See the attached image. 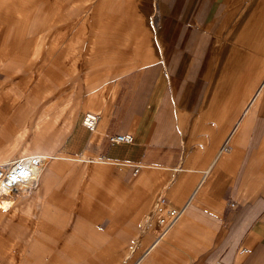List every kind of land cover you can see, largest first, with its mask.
Returning a JSON list of instances; mask_svg holds the SVG:
<instances>
[{
  "label": "crops",
  "instance_id": "crops-1",
  "mask_svg": "<svg viewBox=\"0 0 264 264\" xmlns=\"http://www.w3.org/2000/svg\"><path fill=\"white\" fill-rule=\"evenodd\" d=\"M262 1L249 14L254 0H155L160 19L154 59L124 72L108 97L97 90L98 112H91L99 118L97 135L89 132L64 145L63 155L89 158L91 178L83 194L73 188L70 176L79 175L72 174V165H57L75 160L44 151L39 138L19 152L0 148L2 164L27 155L48 163L36 176L35 204L21 206L23 222L41 203L39 236L23 264H98L120 255L130 242L149 246L157 236L138 227L160 195L166 208H183V218L137 264H264ZM145 16H136L137 23L145 25ZM228 33H240L241 39H219ZM69 37L63 57L69 54L65 62L73 66ZM234 71L241 73L239 88L227 77ZM7 110L0 109L6 127L27 113L24 107L12 115ZM110 135H129L132 142L112 144ZM97 159L98 166L90 163ZM63 175L68 178L58 180ZM3 203L0 198V208ZM73 217L74 223L67 222Z\"/></svg>",
  "mask_w": 264,
  "mask_h": 264
},
{
  "label": "rangeland",
  "instance_id": "rangeland-1",
  "mask_svg": "<svg viewBox=\"0 0 264 264\" xmlns=\"http://www.w3.org/2000/svg\"><path fill=\"white\" fill-rule=\"evenodd\" d=\"M256 2L257 0L250 2L252 7L249 14L255 12L253 5H256ZM155 3V0H0V109L7 108L6 113L9 115L23 107L27 110L21 121H14L8 124V127L3 124L2 119L0 120V148L9 149L14 146L19 152L34 139L39 138V144L44 151L49 149L48 151L54 155L75 160L74 162L61 160L57 165L64 168L65 165H72L74 170L72 174L79 175L70 176L73 188L83 194L91 178L90 172L87 176L89 158L63 155L64 145L76 143L91 133L82 126V117L86 112H98L94 108L99 98L96 95L97 90L101 96L108 97L120 82L119 78L124 72L136 70L140 65L150 63L154 59L156 47L159 48V39L156 38L154 27L160 19ZM132 15L134 17L146 15V26L137 23L139 17L130 18L132 20L128 24L127 19ZM231 20L233 24L236 23L235 17ZM255 21L256 19L250 16V22ZM99 32L100 39L97 35ZM69 35L72 36L74 46L73 59L70 60L73 66H70L68 61L65 62L69 54L63 57L62 46L70 39ZM218 35H223L219 38L221 40L241 39L240 33ZM54 43L61 47L51 49L50 45ZM97 44L100 45V49L96 48ZM80 45L84 50L79 49ZM82 52L85 55L81 62L79 57L83 55ZM83 67L88 71L83 70ZM240 74L239 71H234L232 75L230 72L227 75L228 78L234 77L233 84L236 88L242 83ZM263 79L264 32H262ZM258 86L248 97V104ZM82 109L84 111L80 115L79 110ZM7 119L8 123H11L8 116ZM5 130L7 134L2 136ZM95 135L97 130L93 132V136ZM29 157L33 156L27 155L25 158ZM90 163L98 166L100 162L97 159L90 160ZM94 169L95 166L93 171ZM82 171L85 175L80 176ZM57 178L64 181L68 177L63 175ZM36 195L37 192H34L19 197L14 205H11L10 200L2 199L4 203L0 208V264H23L29 245L38 238V222L41 216V208L38 205L41 203L32 206L33 209L29 213L31 215H25V222L19 219L21 213L23 214L22 203L30 204L33 201L35 204ZM161 198H163L161 195L157 197L143 219L144 224L138 227V232L151 234L153 232L157 238L153 242H147L149 245L147 247H140L139 240L136 246L130 242L120 255L114 258H100L98 264L102 262L137 264L150 245H154L167 235L162 233L165 224L161 225L159 220L163 217L169 222L171 218L165 216L169 208L163 207L161 213L157 211V202ZM92 204L97 205L95 202ZM177 210L183 213L184 209ZM75 220L76 217H73L67 222L74 223ZM146 222L149 223L145 224ZM96 226L100 231V223ZM70 230L67 229L69 234ZM61 242L62 240L55 241L56 245ZM159 247L160 245L157 247L158 250ZM91 252L92 249H89L86 262L89 260L91 262Z\"/></svg>",
  "mask_w": 264,
  "mask_h": 264
},
{
  "label": "built area",
  "instance_id": "built-area-1",
  "mask_svg": "<svg viewBox=\"0 0 264 264\" xmlns=\"http://www.w3.org/2000/svg\"><path fill=\"white\" fill-rule=\"evenodd\" d=\"M99 118L98 115L87 112L82 118L83 126L89 131H94L97 127ZM108 141L112 144H130L132 142V137L129 135L118 136L110 135L108 136ZM43 168L41 164V158L39 157H29L26 161H14L8 165H0V183L2 182L9 191V194H2L1 196L7 198L6 201H11V205H14L18 197V194L23 189V186H27L30 182L33 184L35 181L34 174ZM22 186V188H21ZM32 188V187H31ZM20 189V190H19ZM157 211L162 212V208L168 206L166 200L161 198L157 202ZM230 207H234L231 203ZM180 211L169 207V210L165 212L166 217H170V221L166 222L165 218L161 217L159 223L161 225L165 224L162 233H166L178 220L180 217Z\"/></svg>",
  "mask_w": 264,
  "mask_h": 264
},
{
  "label": "bare ground",
  "instance_id": "bare-ground-1",
  "mask_svg": "<svg viewBox=\"0 0 264 264\" xmlns=\"http://www.w3.org/2000/svg\"><path fill=\"white\" fill-rule=\"evenodd\" d=\"M82 126H83V124H82ZM84 127V126H83ZM97 127H98V124H97ZM97 127L95 128V130L94 131H89L88 129H86L85 127V129L87 130V131H89V132H91V133H93V132H95L96 130H97ZM34 157H37V156H34ZM39 158H41V164H42V166H43V168L42 169H44L45 167H46V165H47V160L45 159V158H43V157H39ZM21 160H24V161H26V159L25 158H20V160H16V161H21ZM6 163V162H5ZM6 165H8L9 166V164H6ZM41 169V170H42ZM41 170H39L38 172H36L35 174H34V179H35V181L33 182V184L30 182L27 186L25 185V186H23V189L20 191V193L18 194V197L20 196V197H23V196H25V195H30L31 193H32V191H33V189H34V185L36 184V176L39 174V172L41 171ZM32 187V188H31ZM21 188H22V186H21ZM20 190V189H19ZM9 194V191H7V189L5 188V186H4V184L1 182L0 183V198L1 199H7V198H4V197H2L1 195L2 194ZM182 214V213H181ZM181 214H180V217H181ZM179 217V218H180ZM178 218V219H179ZM177 222H175L174 223V226H175V224H176ZM173 226V227H174ZM172 227V228H173ZM171 229V228H170ZM169 229V230H170ZM168 230V231H169ZM167 231V232H168ZM167 232L164 234V235H166L167 234ZM155 245H157L156 243H155ZM154 245V246H155ZM152 248H154V247H152Z\"/></svg>",
  "mask_w": 264,
  "mask_h": 264
}]
</instances>
